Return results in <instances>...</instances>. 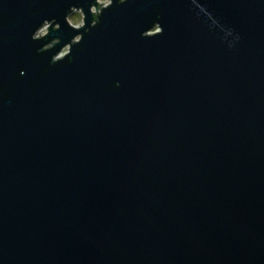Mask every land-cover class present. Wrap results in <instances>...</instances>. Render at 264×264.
<instances>
[{"label": "water", "instance_id": "water-1", "mask_svg": "<svg viewBox=\"0 0 264 264\" xmlns=\"http://www.w3.org/2000/svg\"><path fill=\"white\" fill-rule=\"evenodd\" d=\"M101 4L0 0V264H264V0Z\"/></svg>", "mask_w": 264, "mask_h": 264}, {"label": "rangeland", "instance_id": "rangeland-1", "mask_svg": "<svg viewBox=\"0 0 264 264\" xmlns=\"http://www.w3.org/2000/svg\"><path fill=\"white\" fill-rule=\"evenodd\" d=\"M106 1V2H105ZM99 3H102L101 5L107 4L109 0H98ZM95 9L93 8V11ZM68 20L71 24L74 26H80L82 24V14L80 11H73L69 16ZM47 31V27H43L40 31L39 34H44ZM67 47L63 48V52L66 51Z\"/></svg>", "mask_w": 264, "mask_h": 264}]
</instances>
